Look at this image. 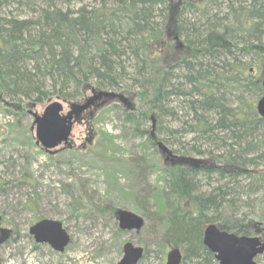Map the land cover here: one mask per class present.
<instances>
[{"label": "trees", "instance_id": "trees-1", "mask_svg": "<svg viewBox=\"0 0 264 264\" xmlns=\"http://www.w3.org/2000/svg\"><path fill=\"white\" fill-rule=\"evenodd\" d=\"M71 1L0 0V101L14 108L6 109L18 113L24 100L44 102L53 96L80 101L89 88L125 89L134 94V101L114 103L135 135H145L158 149L156 131L193 133L191 145L180 152L202 159L180 156L161 162L156 184L142 190L136 206L151 235L138 241L145 247L141 260L150 253L161 258L169 247L179 246L181 264H218L203 242L209 222L239 234L264 236V215L260 223L241 221L235 210L242 194L240 178L249 179L250 189L264 188V117L252 113L238 95L239 104L229 103L224 92L229 91V76L214 66L220 59L224 68L227 62L220 56L233 54L235 48L252 51L264 70V0H179L173 10L170 0H81L77 7L62 6ZM221 3L226 8L222 13ZM211 4L215 11L208 10ZM194 12L202 17L185 16ZM171 17L186 46L171 59L166 51V57L157 59L151 46L161 54L159 43ZM237 39L244 43L238 46ZM232 65L225 71H249L236 87L258 98L263 91L259 76L252 78L251 65ZM173 100L184 109L180 129L162 120L178 116L170 106ZM152 119H158L157 128ZM133 169L145 175L143 157H137ZM107 175L116 179V169ZM200 178L206 179V187ZM118 224L122 230H135L121 227L119 218Z\"/></svg>", "mask_w": 264, "mask_h": 264}, {"label": "rangeland", "instance_id": "rangeland-1", "mask_svg": "<svg viewBox=\"0 0 264 264\" xmlns=\"http://www.w3.org/2000/svg\"><path fill=\"white\" fill-rule=\"evenodd\" d=\"M80 1L72 0L70 4L62 3V6L77 7ZM178 1H169L171 10ZM211 6L212 4L207 6L208 10L215 11ZM219 9L221 13L224 12L225 5L221 3ZM185 16L192 20L202 17L199 12ZM173 22L171 17L163 41L159 43L161 54L158 55V50L151 46L150 51L157 59H163L166 55L171 59L175 52L186 46L182 39L185 35L178 34ZM240 41L242 40L237 39L235 43L240 46L244 43ZM164 51L166 55L162 54ZM233 51V54L224 58L218 55L227 63L223 68V61L215 60V71L229 76L226 78L228 86L225 87L229 91H224L229 103L236 106L240 96L239 98L249 104L252 113L255 110L258 114L256 101L260 96L257 98L251 90L242 92V88L235 85L243 81V74L246 75L249 71L225 69L230 68L229 63L238 69L245 64L251 65L250 72L254 76L252 78L255 75L261 77L264 70L261 65H257L252 51L235 48ZM98 90L100 89H87L80 101L67 102L59 98L63 103L62 113H66L74 104L84 102ZM112 90L123 93L130 103L134 101V94L130 91L115 88ZM56 98L58 97L53 96L48 101L36 103L24 100L18 113L8 111L6 106H13L0 101L1 225L13 229L10 238L0 244V264H115L122 256V244L125 240L139 244L140 237H145L144 234L148 237L151 235V229L144 228V225L139 231L135 228L120 229L118 218L126 221L128 211L145 218L136 205L140 202L142 190L149 189L148 184H156L160 163L174 161L180 156H189L194 160L202 159V156L180 152L191 143V132L166 133L165 128L162 133L156 131L159 141L162 140V146L158 149L147 141L145 135H135L133 126L124 120L120 105L114 103L122 102L118 97L100 101L93 112L90 104L77 113L73 118L69 143H61L52 150H47L41 143L36 142L32 111L41 113L44 106ZM178 104L177 100L170 104L178 115L176 118L168 115L162 117L164 124L171 129H180L181 118H185L182 116L184 109ZM152 120L157 128L158 119ZM150 123L151 120L147 121L146 126ZM137 157H143L146 163L144 176L136 174L133 169L137 165ZM112 167L116 169V179L113 175H107ZM200 180L203 188L206 187V179ZM248 180L245 177L240 178L242 194L236 202L235 210L240 218L243 217L241 221L252 218L260 223L264 215V188L250 189L247 186ZM211 181L212 185L216 183L215 178ZM122 191L130 194L126 196ZM42 217L63 222L70 234V241L64 250L58 251L46 242H37L30 234V225ZM145 221L150 226L153 223L148 219ZM166 251L161 258L154 253L147 254L140 260V264L165 262ZM256 260L264 264V252L258 254Z\"/></svg>", "mask_w": 264, "mask_h": 264}, {"label": "water", "instance_id": "water-1", "mask_svg": "<svg viewBox=\"0 0 264 264\" xmlns=\"http://www.w3.org/2000/svg\"><path fill=\"white\" fill-rule=\"evenodd\" d=\"M263 93L256 101L258 114L264 117V75L262 77ZM103 97V101L111 97H118L123 103H130L123 93L112 89H100L94 92L82 103L74 104L66 113H62L63 103L59 98L48 102L41 113L32 111L34 116L36 142L42 147L52 150L61 143H69L74 116L87 108L94 99ZM159 146L162 142L158 141ZM127 220L122 218L120 226L127 229L139 230L144 219L140 214L128 211ZM0 215V244L6 241L13 232L10 227L1 225ZM30 234L35 241L46 242L55 250L62 251L70 241L63 222L59 219L42 217L35 220L29 227ZM204 244L214 253L218 264H262L256 260V256L264 252V240L255 234H239L220 227L215 222H209L203 231ZM122 256L115 264H140L145 247L135 244L131 240H125L122 244ZM183 258L182 249L179 246H171L166 251L165 262L155 264H181Z\"/></svg>", "mask_w": 264, "mask_h": 264}, {"label": "flooded vegetation", "instance_id": "flooded-vegetation-1", "mask_svg": "<svg viewBox=\"0 0 264 264\" xmlns=\"http://www.w3.org/2000/svg\"><path fill=\"white\" fill-rule=\"evenodd\" d=\"M100 101H103V99L101 100V98H100V99H97L95 102L91 103V105L93 106V109H92L91 112H93L94 109H96V108L98 107V103H99ZM247 234H249V233H247ZM250 234L258 235L259 238H260L261 240H264V236H262L260 233H250ZM262 253H263V252H262ZM262 253H260V254H262Z\"/></svg>", "mask_w": 264, "mask_h": 264}, {"label": "bare ground", "instance_id": "bare-ground-1", "mask_svg": "<svg viewBox=\"0 0 264 264\" xmlns=\"http://www.w3.org/2000/svg\"><path fill=\"white\" fill-rule=\"evenodd\" d=\"M263 75H264V73L261 75V77H259L260 79H259V81H260V85H261V87H262V91H263V86H262V77H263ZM256 76V75H255ZM261 96V95H260Z\"/></svg>", "mask_w": 264, "mask_h": 264}]
</instances>
